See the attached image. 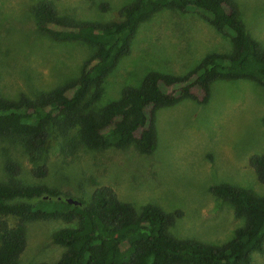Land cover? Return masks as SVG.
Masks as SVG:
<instances>
[{
    "label": "rangeland",
    "instance_id": "374dc122",
    "mask_svg": "<svg viewBox=\"0 0 264 264\" xmlns=\"http://www.w3.org/2000/svg\"><path fill=\"white\" fill-rule=\"evenodd\" d=\"M40 0H0V95L32 97L76 77L91 49L78 42H56L39 33L29 13ZM130 0H60L59 15L91 22L114 21L118 9ZM246 33L264 47V0H230ZM108 5L100 12L98 6ZM230 49L227 33L216 32L196 12L163 10L137 28L129 54L102 84L97 108L119 98L124 86H137L148 71L181 75L208 53ZM193 94L198 97L196 89ZM264 89L246 80L216 81L205 104L184 100L155 113L156 147L140 154L133 146L90 150L74 132L66 137L54 129L43 164L47 174L36 179L23 149L0 138V182L44 185L72 198L88 200L96 185L110 188L119 201L135 209L152 204L166 213L178 212L169 229L177 239L220 245L232 237L241 220L231 206L210 194V188L228 184L264 195L249 166L253 155L264 154ZM14 163L15 173L5 171ZM9 226L14 218H6ZM60 221L30 222L18 264L55 262L63 249L51 234ZM251 264H264L253 254Z\"/></svg>",
    "mask_w": 264,
    "mask_h": 264
},
{
    "label": "trees",
    "instance_id": "16d2710c",
    "mask_svg": "<svg viewBox=\"0 0 264 264\" xmlns=\"http://www.w3.org/2000/svg\"><path fill=\"white\" fill-rule=\"evenodd\" d=\"M58 1L40 0L29 13L37 32L91 49L78 75L32 97L0 95V138L23 149L36 179L47 174L43 160L54 129L62 137L74 132L90 150L133 146L148 155L156 147L157 110L184 100L205 104L216 81L246 80L264 89V47L246 33L230 0H130L114 21L104 23L59 15ZM98 9L106 12L108 5ZM163 10L198 13L216 32L228 34L230 49L206 54L181 75L148 71L137 86H124L117 100L97 108L104 80L129 54L139 25ZM261 122L264 128V117ZM248 163L264 183V154L251 156ZM15 168L11 162L4 165L10 174ZM209 191L226 201L242 222L220 245L173 237L169 229L178 212L166 213L152 204L135 209L107 187L96 185L84 201L44 185L0 182V264H18L25 226L38 221L64 224L51 234V241L63 249L60 257L42 264H251L253 254L263 253L264 195L228 184ZM66 198L79 204H67ZM8 217L15 219L13 226Z\"/></svg>",
    "mask_w": 264,
    "mask_h": 264
},
{
    "label": "water",
    "instance_id": "95a60500",
    "mask_svg": "<svg viewBox=\"0 0 264 264\" xmlns=\"http://www.w3.org/2000/svg\"><path fill=\"white\" fill-rule=\"evenodd\" d=\"M65 202H66L67 204H70V205H78V204H79L78 201H76V200H74V199H72V198H66V199H65Z\"/></svg>",
    "mask_w": 264,
    "mask_h": 264
}]
</instances>
